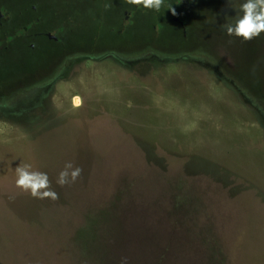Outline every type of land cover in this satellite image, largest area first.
Segmentation results:
<instances>
[{
    "label": "rangeland",
    "instance_id": "obj_1",
    "mask_svg": "<svg viewBox=\"0 0 264 264\" xmlns=\"http://www.w3.org/2000/svg\"><path fill=\"white\" fill-rule=\"evenodd\" d=\"M35 1L28 32L56 16L69 59L29 106L0 109V264H264V33L226 34L240 0ZM186 2L181 26L168 7ZM26 3L11 0L15 24ZM22 35L0 47V83L50 60ZM68 162L82 172L61 186ZM25 164L58 199L16 186Z\"/></svg>",
    "mask_w": 264,
    "mask_h": 264
},
{
    "label": "flooded vegetation",
    "instance_id": "obj_2",
    "mask_svg": "<svg viewBox=\"0 0 264 264\" xmlns=\"http://www.w3.org/2000/svg\"><path fill=\"white\" fill-rule=\"evenodd\" d=\"M189 5L190 2H186L182 8H179L175 12L179 14L180 12H192ZM39 6L40 4L35 0H27L24 12H33L35 15L24 17V19L15 24L11 10V0H0V47L7 48L10 45V42L17 37L16 34L20 33L23 34L22 37L25 39L26 47L30 50H36L39 44L37 40L38 37H43L49 44L46 48L47 52L45 54L48 55L46 58L50 59L47 64L38 71H30L24 80L19 78L18 81L14 82L16 76L10 74L6 75L5 78L8 79V82L3 81L0 83V109L3 111H19L33 103L43 91H47V89L52 86L61 75H63L64 65H66V62L69 59L64 56L65 53L63 52V32L61 35L59 33V31H62V28H64L63 21L59 22V19L56 16L52 15L49 19L47 18L46 26H41L40 31H37L34 34L28 32L33 24L40 25L44 23L41 19V13H38ZM187 7L189 9H187ZM172 19L178 22L181 26L184 24V21L180 20L178 15H175ZM70 55L72 57L80 56L79 54L75 55V53ZM61 57L65 59L63 62H61ZM124 60L131 61L137 60V58ZM56 66L57 68L55 69ZM52 69L55 71L54 75L50 79L45 78L48 80L46 84H38L34 87L27 85L26 87H23L18 85L19 89L17 90L15 86L17 83L20 84L21 81L28 82L30 79L35 78L36 74L40 77L49 76L47 75L49 72L48 70L51 71ZM5 83H7V85H5Z\"/></svg>",
    "mask_w": 264,
    "mask_h": 264
},
{
    "label": "clouds",
    "instance_id": "obj_3",
    "mask_svg": "<svg viewBox=\"0 0 264 264\" xmlns=\"http://www.w3.org/2000/svg\"><path fill=\"white\" fill-rule=\"evenodd\" d=\"M125 3L142 5L146 9L160 11L164 0H125ZM228 3L231 4V0H228ZM168 9L173 15L176 14L175 8L171 4ZM232 10L235 15H232L222 25L228 36H235L242 38L243 41H250L264 33V0H240L238 7L233 6ZM15 171L16 186L25 192H30L34 198H50L52 200L59 198L58 194L51 189L46 173L32 170V166L29 164L20 165ZM81 172V168L74 167L71 162H68L63 170L59 172L57 183L61 186L74 183ZM121 264H127V259H122Z\"/></svg>",
    "mask_w": 264,
    "mask_h": 264
}]
</instances>
